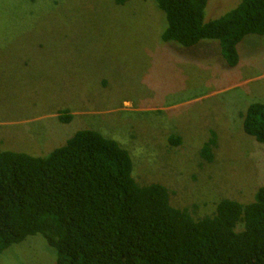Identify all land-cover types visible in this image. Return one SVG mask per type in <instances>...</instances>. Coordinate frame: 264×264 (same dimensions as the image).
Returning <instances> with one entry per match:
<instances>
[{
  "label": "rangeland",
  "instance_id": "rangeland-1",
  "mask_svg": "<svg viewBox=\"0 0 264 264\" xmlns=\"http://www.w3.org/2000/svg\"><path fill=\"white\" fill-rule=\"evenodd\" d=\"M242 1L211 0L206 21ZM166 28L151 0H0V150L45 157L92 130L130 153L139 185L168 187L174 207L203 217L221 200L252 202L264 145L242 115L264 103V37L243 39L232 68L218 41L187 49L164 43ZM65 110L70 124L58 119ZM56 261L41 235L0 255L1 264Z\"/></svg>",
  "mask_w": 264,
  "mask_h": 264
},
{
  "label": "trees",
  "instance_id": "trees-1",
  "mask_svg": "<svg viewBox=\"0 0 264 264\" xmlns=\"http://www.w3.org/2000/svg\"><path fill=\"white\" fill-rule=\"evenodd\" d=\"M152 1L166 17L164 43L191 49L218 41L232 68L243 39L264 37V0H243L209 22L211 0ZM242 117L244 132L264 145V103ZM58 119L70 124L73 116L65 110ZM209 141L202 156L211 162L217 140ZM133 170L128 151L92 130L45 157L0 150V255L41 235L56 264H264V186L250 203L221 200L198 217L174 207L168 187L139 185Z\"/></svg>",
  "mask_w": 264,
  "mask_h": 264
}]
</instances>
